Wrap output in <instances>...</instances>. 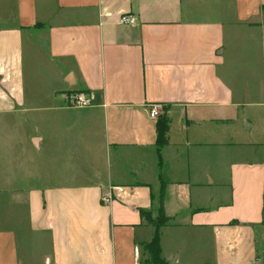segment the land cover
<instances>
[{
  "label": "crops",
  "instance_id": "crops-1",
  "mask_svg": "<svg viewBox=\"0 0 264 264\" xmlns=\"http://www.w3.org/2000/svg\"><path fill=\"white\" fill-rule=\"evenodd\" d=\"M0 23V264H145L160 193L165 264H264V0H0Z\"/></svg>",
  "mask_w": 264,
  "mask_h": 264
},
{
  "label": "trees",
  "instance_id": "trees-1",
  "mask_svg": "<svg viewBox=\"0 0 264 264\" xmlns=\"http://www.w3.org/2000/svg\"><path fill=\"white\" fill-rule=\"evenodd\" d=\"M167 127V121L165 116H163L158 122L157 126V139L158 145L164 143V129ZM153 199V198H152ZM155 210V216H152ZM140 214L144 222L152 224L153 234L147 243L143 245L147 257L144 259L145 264H165V261L160 255V245H159V229L167 224L168 218L164 215L162 209V195L161 193L156 198L155 202H152V207L149 210L140 209Z\"/></svg>",
  "mask_w": 264,
  "mask_h": 264
},
{
  "label": "built area",
  "instance_id": "built-area-1",
  "mask_svg": "<svg viewBox=\"0 0 264 264\" xmlns=\"http://www.w3.org/2000/svg\"><path fill=\"white\" fill-rule=\"evenodd\" d=\"M119 23L123 24H133L135 22V18L131 15H122L119 18ZM89 103V97L85 92L79 91L71 96V104L74 106L82 107ZM161 106L159 104H154L150 109V117H156L159 114ZM114 191L122 192L123 188L118 186H111L109 191L103 196L102 201L105 203H109L112 200V194ZM137 251V250H136Z\"/></svg>",
  "mask_w": 264,
  "mask_h": 264
},
{
  "label": "rangeland",
  "instance_id": "rangeland-1",
  "mask_svg": "<svg viewBox=\"0 0 264 264\" xmlns=\"http://www.w3.org/2000/svg\"><path fill=\"white\" fill-rule=\"evenodd\" d=\"M0 25H1V23H0ZM4 25V24H3ZM153 215L152 216H155V210L153 211V213H152ZM149 225H151L152 226V224H149ZM153 227V226H152ZM264 234V233H263ZM263 243H264V241H263Z\"/></svg>",
  "mask_w": 264,
  "mask_h": 264
}]
</instances>
